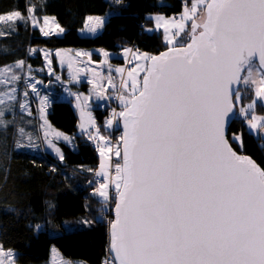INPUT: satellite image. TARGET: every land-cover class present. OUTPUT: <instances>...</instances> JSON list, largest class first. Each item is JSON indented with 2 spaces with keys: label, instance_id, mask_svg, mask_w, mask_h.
Returning <instances> with one entry per match:
<instances>
[{
  "label": "snow or ice",
  "instance_id": "1",
  "mask_svg": "<svg viewBox=\"0 0 264 264\" xmlns=\"http://www.w3.org/2000/svg\"><path fill=\"white\" fill-rule=\"evenodd\" d=\"M35 8L29 3L27 16L15 10L0 14V21L35 24ZM87 20L91 32L105 23L102 17ZM43 23L64 31L54 17ZM156 27L164 28L173 47L158 56H134L151 63L128 72L131 94L119 97L124 111L114 114L124 119L123 163L115 164L113 178L111 158L102 160L97 175L104 182L94 189L105 200L110 184L118 193L110 222L115 261L264 264V166L233 148H243L242 133L227 135L238 113L249 133L264 141V116L256 114L264 105V0H194L179 20L158 17ZM185 36L188 42L181 43ZM140 72L146 73L142 85ZM106 151L121 156L119 145L100 148L102 156ZM0 264H16L2 245Z\"/></svg>",
  "mask_w": 264,
  "mask_h": 264
},
{
  "label": "trees",
  "instance_id": "2",
  "mask_svg": "<svg viewBox=\"0 0 264 264\" xmlns=\"http://www.w3.org/2000/svg\"><path fill=\"white\" fill-rule=\"evenodd\" d=\"M184 1L0 0V14L15 10L27 14L26 5L31 3L36 6V13L53 15L65 28L63 35L48 36L29 22L18 23L17 28L11 26L6 34L1 30L0 49L3 50L0 51V64L12 59H26L37 67L43 66L40 52L35 56L30 55L29 48L32 45L102 47L115 53L133 47L151 55L157 54L169 46L163 42L162 33L146 29L152 25L147 14L180 13ZM109 11L111 13L99 34L83 36L79 33L88 15H106ZM1 25L3 29L7 26ZM184 38L183 43L188 42L187 36ZM123 60L120 56L112 57L113 62L123 63ZM56 91L58 95L54 96L48 117L56 127L70 134L76 133V110L72 102L62 100L61 92ZM115 91L117 102L113 97L95 109L96 119L101 121L103 129L109 106L114 104L120 109L124 108L120 105L118 89ZM250 97L249 91L244 102L250 100ZM258 107L264 113L262 106L258 104ZM111 124L113 126L104 131L114 141H120L121 130L117 116ZM240 132L243 134V148L233 143L235 149L250 155L264 166V148L260 146L263 141L249 133L247 125L237 113L230 126L229 137ZM91 136L86 135V132L76 134L75 145L63 144L64 159L60 160L46 150L33 151L27 147H17L15 124L8 123L6 127L0 128V242L5 247L19 250L23 254V264L48 259L53 245L71 259L89 264H105L106 260L109 264L115 263L109 254L110 222L113 220V209L110 207L115 201V193L104 202L94 192L98 183L95 170L100 156L97 151L99 147L92 142Z\"/></svg>",
  "mask_w": 264,
  "mask_h": 264
},
{
  "label": "rangeland",
  "instance_id": "3",
  "mask_svg": "<svg viewBox=\"0 0 264 264\" xmlns=\"http://www.w3.org/2000/svg\"><path fill=\"white\" fill-rule=\"evenodd\" d=\"M193 2L194 0H185L184 7L185 4L189 5ZM182 12L172 15L157 12L148 13L147 17L152 20V25L147 26L146 29L150 32L158 31L162 33L163 42L167 46L173 47V45L168 44L167 40H165L164 28L156 27L157 18L164 17L165 19H176V15L180 17ZM110 13L111 11H109L106 15H88L87 18L90 16L102 17L106 22ZM6 14L8 13H5V15ZM22 14L24 16L28 15V13ZM34 15L37 18V23L33 24L31 21H29V23L38 27L40 31L41 28H44V31L50 32V35L64 34L65 28L59 24L56 19L55 22L64 29L63 32L51 31L50 28L44 26L43 18L45 16L54 17L53 15H39L36 11H34ZM87 18L84 25L79 29V33L83 36H95L99 34L104 25L98 28L95 32H91L89 31V22ZM1 23L7 25L5 29H3L2 25L0 26V31L4 30V34L10 31L11 26H13V28H17L18 23L25 24L23 21H8L7 19L0 21V24ZM186 23L190 25L191 22L187 21ZM172 31L175 32V29ZM41 33L44 35L43 31H41ZM181 35L184 36V34ZM184 40L181 41V43H183ZM125 49L130 51L126 52ZM1 50L3 49H0V51ZM4 50L7 51V49ZM38 52H40L43 57V66L37 67L32 61L26 59H12L0 64V101L3 102L0 103V128L6 127L8 123L15 124L17 128V140H15L16 146L19 144V147H27L33 151L46 150L55 155L58 159H60L61 155L64 159L63 144L71 146L75 145V135L83 134L87 131L92 132V136H96L98 138L99 136L105 137V141H102L103 147L106 148V146L110 143L113 150H115L116 146L119 145L121 151L122 141H114L112 137L104 131V129L109 130L113 124H108L106 122L104 123L103 129L101 121L96 119L95 109L98 106L106 104L108 99L113 98L116 94V88L119 91V97L121 95L130 97L131 79L128 77V72L136 68L137 64L149 63V61L145 62L143 60H137L134 56L147 52H141L133 47H126L122 49L120 53H115L102 47L78 48L49 47L40 45L30 46V55L35 56ZM105 52L108 53L107 57L104 55ZM95 53L100 54V56H97ZM147 54L151 55L150 53ZM89 56L91 57L90 59ZM116 56L124 58L123 63H118L116 61L113 62L112 57ZM18 61H23V64H18ZM117 69H123L124 71L121 73L117 71ZM13 73L18 77V79H11ZM144 74L145 72H140L137 77L141 85ZM6 79L7 83H5ZM122 81H127L128 86L123 87ZM9 89H15V91L11 92ZM56 90L61 92L60 98L62 100L72 102L76 110V114L78 116L76 133L70 134L63 131L53 125L48 117L49 110L54 101V96L58 95ZM9 97L12 98L9 99ZM248 102H250V100L243 103L247 104ZM120 105L121 107H124L121 100ZM117 110L119 113L124 111V108L120 109L117 107ZM10 114L11 117L9 116ZM86 114L91 115V119L94 123H88V117ZM256 114L264 116V113L259 107H257ZM117 118L118 122H120L121 116L117 115ZM120 130L122 136L123 133L121 123ZM65 137H67V139H65ZM100 148L101 147L97 148L100 156V162L95 170V177L103 179V177L97 175V173L100 171L102 160L109 161V157L111 158V152L106 151L105 155L102 156ZM57 149H59V151H57ZM116 163H123L122 156H119L118 160L117 157L110 159L108 171L113 178L116 175ZM101 182H104V180ZM96 184L95 189L99 187V183ZM108 191L109 198L107 200L100 197L97 193L96 195L100 200L107 202L113 193H115L116 196L118 194L116 193L117 190L114 184L109 185ZM116 196L114 197L115 199ZM114 206L115 201L110 207V209H113V211H111L112 213H114ZM0 245H2L1 242ZM3 249L5 252L8 249H11L16 264H23V254L19 250L5 246H3ZM68 261H71L72 264H89L83 260L65 257L55 245L52 246L48 259L31 264H66Z\"/></svg>",
  "mask_w": 264,
  "mask_h": 264
},
{
  "label": "water",
  "instance_id": "4",
  "mask_svg": "<svg viewBox=\"0 0 264 264\" xmlns=\"http://www.w3.org/2000/svg\"><path fill=\"white\" fill-rule=\"evenodd\" d=\"M176 46H179V45H176ZM169 48H171V47H168V48H166L165 50H163V51H161V52H159V53H157V54H154L155 56H158L160 53H162V52H165V51H167ZM151 62L149 61V63L148 64H150ZM146 74V73H145ZM144 74V75H145ZM144 77V76H143ZM142 82H143V79H142ZM262 106V108H263V110H264V105H261ZM237 117V115H235V116H233V118L231 119V121L229 122V124H228V127H227V135L229 136V133H230V126H231V124H232V122L235 120V118ZM120 123H121V127H122V133H124V119H123V117H121V121H120ZM263 143H264V141H263ZM233 148L235 149V147L233 146ZM236 150V149H235ZM237 151V150H236ZM238 152V151H237ZM238 153H240V152H238ZM240 154H243V155H247V154H244V153H240ZM121 156L123 157V143H122V145H121ZM248 156H250V155H248ZM251 157V156H250ZM253 158V157H252ZM254 159V158H253ZM255 160V159H254ZM256 161V160H255ZM122 162H123V159H122ZM257 162V161H256ZM258 163V162H257ZM117 198H118V195L116 196V202H117ZM116 202H115V206H114V217H113V220L116 218V211H115V208H116ZM112 220V221H113ZM109 254L111 255V257L114 259V261H115V252L113 251V250H110V248H109ZM115 263L116 264H118V261H115Z\"/></svg>",
  "mask_w": 264,
  "mask_h": 264
},
{
  "label": "built area",
  "instance_id": "5",
  "mask_svg": "<svg viewBox=\"0 0 264 264\" xmlns=\"http://www.w3.org/2000/svg\"><path fill=\"white\" fill-rule=\"evenodd\" d=\"M189 5H191V3H190ZM179 19H180V17H179L178 15H176V20H179ZM117 100H118V97L115 96V97H114V101L117 102ZM117 107H118V106H115L114 104H111V105L109 106V110H108L107 112H106V110H105V112H106L105 120H106L107 122H108L109 120H111L112 122L115 121V118H116L117 115H114V114H117ZM90 134H92V133L89 132V131L86 132V135H90ZM92 142L95 143L96 146H98V147H100V146L102 145V144H101V141H100L98 138L93 139ZM98 181L101 182V181H103V179L99 177V178H98Z\"/></svg>",
  "mask_w": 264,
  "mask_h": 264
},
{
  "label": "bare ground",
  "instance_id": "6",
  "mask_svg": "<svg viewBox=\"0 0 264 264\" xmlns=\"http://www.w3.org/2000/svg\"><path fill=\"white\" fill-rule=\"evenodd\" d=\"M114 156H115V155L111 153V158H113ZM98 178H99V177L96 178V181H97L98 183H100V182L98 181ZM116 193H117V192H116ZM117 195H118V194H117ZM115 196H116V195H115ZM115 202H116V200H115ZM113 217H114V216H113ZM109 248H110V246H109ZM110 256H111V255H110ZM111 258H112V257H111ZM112 259H113V258H112ZM113 260H114V259H113ZM114 262H115V261H114ZM115 264H116V263H115Z\"/></svg>",
  "mask_w": 264,
  "mask_h": 264
}]
</instances>
